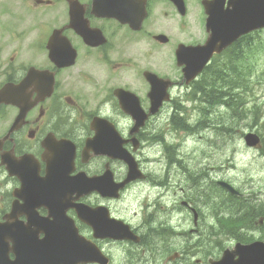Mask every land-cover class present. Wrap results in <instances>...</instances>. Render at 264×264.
Wrapping results in <instances>:
<instances>
[{
  "label": "flooded vegetation",
  "instance_id": "flooded-vegetation-1",
  "mask_svg": "<svg viewBox=\"0 0 264 264\" xmlns=\"http://www.w3.org/2000/svg\"><path fill=\"white\" fill-rule=\"evenodd\" d=\"M201 1L183 0L180 15L171 0H0L3 263L38 264L45 230L39 218L47 231L53 228L48 187L55 158L72 145L70 176L80 174L81 189L63 208L75 233L76 264H205L195 244L198 230L189 234L175 226L183 202L197 208L190 201L197 187L183 195L184 179L177 183L173 169L180 164L165 155L163 121L177 123L181 101L175 90L194 87L183 82L175 50L199 42L191 24L204 23ZM160 34L165 41L156 39ZM147 71L167 85L170 96L154 113ZM119 89L135 94L146 114L137 128L136 116L120 106ZM119 137L144 178L114 195L108 188L127 172L114 152ZM153 152L162 159H149ZM44 191L47 196L40 195ZM119 233L126 237L117 238Z\"/></svg>",
  "mask_w": 264,
  "mask_h": 264
},
{
  "label": "rangeland",
  "instance_id": "rangeland-1",
  "mask_svg": "<svg viewBox=\"0 0 264 264\" xmlns=\"http://www.w3.org/2000/svg\"><path fill=\"white\" fill-rule=\"evenodd\" d=\"M139 59L143 60L141 57ZM240 64L242 66L241 77L238 80L240 97L243 101L255 98V108L251 107L249 112L236 114L230 107L219 106V103L209 105L204 102L197 90L193 95V90L186 92L184 87L177 88L175 94L177 100L182 102L183 116L193 127L189 129L179 127L176 139L172 140L173 146L167 149L172 157L175 150L180 155L179 171L173 163L177 183L180 179L191 182L189 174L194 175L193 184L198 186V194L193 199L198 207L194 210L202 213L201 220L203 226L207 228H201L207 231L210 240L209 251L215 254L221 247H232L234 244L229 233L214 234V229L221 226L219 219L224 221L222 212L225 211L228 215L244 214L243 222H247L249 214L246 211H252V204H257L258 198L264 196V140L259 147L248 148L242 139L247 132L257 133L261 139L264 138V31L258 33L255 45L246 49ZM201 83L199 81L197 85ZM167 112H170L169 108ZM172 133L171 130L169 135L172 136ZM217 178L229 182L240 191L241 197L233 198L232 201L217 188H208L207 184ZM143 191L138 195H142ZM257 219L252 221L255 222ZM175 226L194 234L193 225L185 219H179ZM250 227L248 230L243 227L242 234L246 239L264 241V222L261 225L253 223ZM201 238L202 235L199 239L200 244L203 243Z\"/></svg>",
  "mask_w": 264,
  "mask_h": 264
},
{
  "label": "water",
  "instance_id": "water-1",
  "mask_svg": "<svg viewBox=\"0 0 264 264\" xmlns=\"http://www.w3.org/2000/svg\"><path fill=\"white\" fill-rule=\"evenodd\" d=\"M229 5L226 9L220 8L217 4H211L206 8L207 28L211 30V34L203 46L190 47L187 52L181 53L180 62L185 64L184 73L187 80L201 70L213 52H220L243 33L264 27V0H231ZM157 92L153 91L152 99L155 106L154 95ZM245 141L249 146L257 145L258 136L248 133ZM118 156L129 165V174L135 171V164L130 156L121 149ZM227 187L236 193L231 187ZM212 264H264V243L262 241L243 245L238 243L232 250H225L221 259Z\"/></svg>",
  "mask_w": 264,
  "mask_h": 264
},
{
  "label": "trees",
  "instance_id": "trees-1",
  "mask_svg": "<svg viewBox=\"0 0 264 264\" xmlns=\"http://www.w3.org/2000/svg\"><path fill=\"white\" fill-rule=\"evenodd\" d=\"M250 44H251L250 40L244 41L242 44L236 43L237 55L243 46H245V48H247ZM235 58H236L235 52H231V54L228 56L227 61L231 64ZM237 59H238V57H237ZM228 65L229 64L224 60L222 63L214 65L215 68L220 69V71L216 70V71L209 72V74H210L209 81H210V84H212V85L210 88H207L203 91V93L206 94L208 97H210L212 99H217L218 98L217 95L223 93L222 91H218L217 89H215V87H217L218 84H219V86H221L222 84H226V83L230 84L232 86H235V84H239V83H237V80L240 79L241 72L237 71L234 67H232L230 65L228 66ZM231 101H232V103L234 102L232 97H231ZM207 103L209 105H212L211 102H207ZM236 106H237V104H236ZM236 106L233 105L232 109H236L237 108ZM251 207H252V211H246L249 214V216L247 217L249 220V223L251 222L252 217H257L259 215L264 216V198L261 202H258L257 205L255 204V205H252ZM229 219H230L229 221L232 225L237 224V217H230Z\"/></svg>",
  "mask_w": 264,
  "mask_h": 264
},
{
  "label": "bare ground",
  "instance_id": "bare-ground-1",
  "mask_svg": "<svg viewBox=\"0 0 264 264\" xmlns=\"http://www.w3.org/2000/svg\"><path fill=\"white\" fill-rule=\"evenodd\" d=\"M207 103V102H206ZM206 110H208V109H206ZM253 205V204H252ZM257 205V204H256ZM194 212H195V210H194Z\"/></svg>",
  "mask_w": 264,
  "mask_h": 264
}]
</instances>
